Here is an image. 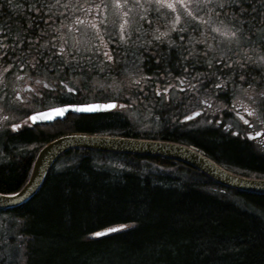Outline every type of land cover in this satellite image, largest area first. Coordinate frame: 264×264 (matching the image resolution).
Here are the masks:
<instances>
[{"label": "trees", "instance_id": "obj_1", "mask_svg": "<svg viewBox=\"0 0 264 264\" xmlns=\"http://www.w3.org/2000/svg\"><path fill=\"white\" fill-rule=\"evenodd\" d=\"M4 1L0 0L3 9ZM104 1L11 0V6L16 7L10 16L11 24L18 26L17 36L22 37L17 38L20 45L0 48V56L5 59L2 66L11 67L12 72L48 75L68 68L76 77L85 71L91 76H102L108 66L118 67L129 62L137 65V72L142 76L149 74L154 64L143 58L141 50L135 55L140 61H135L124 41L113 43L110 61L63 52L61 37L76 16L82 14L81 9L97 8ZM222 4L223 7L221 4L216 7L215 14L233 22L251 40L247 50L209 62L206 44L199 54L195 50L199 47L197 38L184 35L178 39L180 34L172 32L176 42L184 39L193 43H180L181 53H174L175 58L166 59L161 54L158 68L167 71L175 65L196 64L204 73L213 70L217 72L213 80L201 85L203 89L215 91L202 92L204 98L215 99L216 94L229 93L233 99L239 91L247 90L263 106L264 112V96L260 95L264 90V68L256 59L259 52H264V0H223ZM158 28L160 24L141 38L131 36V40H143L142 45L149 47L150 40H163L161 34L155 33ZM114 38L117 36L113 35ZM10 54L15 55V62L7 59ZM66 56L74 59L68 61ZM129 80L132 81L125 85V92L113 99L131 100L135 108L130 111L136 109L143 115V112L153 115L160 125L158 134L137 130L132 118L124 113L125 109H115L69 113L48 125L43 123L41 128L26 129L21 133L22 138L28 143L37 140L36 151L48 141L71 133L166 139L200 147L228 169L240 168L264 177V154L247 140L218 133L214 126L195 131L179 126V132L163 131L164 118L173 111L162 108L152 112L143 106L142 99L151 100V96L138 88L150 87L148 76H143L141 83L134 77ZM87 97L80 92L64 97L61 102H86ZM97 153L108 152L82 147L65 151L28 202L0 209L12 218L4 219L1 224L0 264H264V220L256 212H264V193L225 186L182 160L161 155L112 152L115 156L167 167L179 164L194 180H179L180 176L171 174L154 176L155 173L137 168L115 175L97 166ZM18 157L0 165L2 193L17 191L29 179V157L16 161ZM247 172L240 174L248 176ZM208 187L238 193L247 208L227 193ZM117 224H127V227L101 237L93 236L94 232Z\"/></svg>", "mask_w": 264, "mask_h": 264}, {"label": "rangeland", "instance_id": "obj_2", "mask_svg": "<svg viewBox=\"0 0 264 264\" xmlns=\"http://www.w3.org/2000/svg\"><path fill=\"white\" fill-rule=\"evenodd\" d=\"M223 0H105L106 12L103 15V34L105 37L106 47L112 45L114 42L125 41L128 37L134 36L136 38H141L145 33L151 28H155L160 24V32L164 41L169 45H173L176 39L173 36L175 30L181 36L178 39H182V34L188 38L197 40H202L204 42L210 43L213 41L214 48H209L213 51V57L220 59H225L230 57V55H235L236 53H241L247 50L248 45H250L251 40L247 38L244 33L236 26L233 22L226 20L225 18H220L217 14V8L222 4ZM171 4L172 7L167 5ZM219 13V12H218ZM160 22V23H159ZM113 35L117 36V39H113ZM102 36V33L98 34L97 27L85 26L82 23L74 22L73 26H68V29L62 35V41H67L65 51L69 53H78L79 56L87 57H101L103 60L104 53H109L111 55L112 50L108 48L107 52L101 49L98 43V39ZM131 38V37H130ZM108 44V45H107ZM62 45V46H63ZM175 58L173 52L166 55V59ZM100 59V58H99ZM257 63L264 68V52H259L256 55ZM135 63H124L118 67L108 66L107 73L102 76L92 75L88 80V85L84 84L82 76L72 77L70 79L69 85L76 89H86L83 95H88L89 101H104L108 98H113L119 95V93L125 92L128 83L131 84L132 80L129 77L136 78L137 72ZM194 75L189 73L182 74L184 80L189 81V85H197L199 83H205L213 80V76L217 72L211 70L204 73L200 70L199 65L190 64ZM168 71H176L174 68ZM125 73V74H124ZM192 76V77H191ZM56 78V76H52ZM51 75L41 76V88L44 93H49V86L52 85L54 79ZM59 78L61 77V73ZM159 78V79H158ZM170 75L166 71L164 77L160 76L155 79L159 84L166 85L169 83ZM158 79V80H157ZM151 82V81H150ZM55 85V84H54ZM59 84V93H66V89ZM125 86V87H124ZM144 87V86H143ZM264 92V90H263ZM55 93V92H54ZM217 93V92H215ZM176 94L175 90L172 91L171 96ZM51 95V94H50ZM59 95V94H58ZM60 97V96H59ZM231 94L225 93L218 95L213 100L212 106L207 109L204 113L203 120L198 121L195 125L199 126H214V129L219 133H227L230 136H234L242 139V133H234L236 129H243L240 127V123L236 120H231L233 110L236 106H240V109L246 114L248 110L251 113L247 116V119H255L259 123L260 119H264L263 106L252 99V94L247 90L239 91L236 96L231 99ZM49 100V99H48ZM51 102V101H50ZM223 103V104H218ZM128 109L124 110V113L132 118L135 122V127L141 132H149L151 135L158 134L159 126L151 114L148 115L147 112L130 111ZM135 107H133L134 109ZM184 114L188 112L183 108ZM131 112V114H130ZM169 122H171L169 124ZM229 122L234 124L233 129H226ZM215 123V124H214ZM179 119L176 114H168L164 118L162 123L163 131L168 129L175 130L179 132ZM226 129V130H225ZM232 130V131H231ZM244 130H246L244 128ZM233 133V134H232ZM250 142L254 148H257L262 154L264 152L258 148V144L249 141L248 138H244ZM28 145L24 148L26 149ZM98 154L96 164L98 167L107 168L115 175H121L123 171L127 170H140L141 172L155 173L154 176H160L161 174H171L174 177L180 176L179 180H194L193 175L190 173L182 171L179 164H174L171 167L158 165L153 162L145 163L144 160L127 158L125 156H115L112 152ZM6 154L0 157V161L6 159ZM4 161L3 163H8L9 161ZM230 170L237 173H245L246 170L240 168H229ZM157 174V175H156ZM250 177H260L258 173L247 172ZM180 183V181H179ZM214 191L227 193L233 200L241 204L243 207L247 208L243 203H241L240 195L231 190L225 189H215L214 187H208ZM260 217L264 220V212L256 211ZM256 213V214H257ZM4 219H12L6 212H0V229L1 224ZM117 224L114 226H119ZM113 226V227H114ZM123 229L127 227V224L121 226Z\"/></svg>", "mask_w": 264, "mask_h": 264}, {"label": "flooded vegetation", "instance_id": "obj_3", "mask_svg": "<svg viewBox=\"0 0 264 264\" xmlns=\"http://www.w3.org/2000/svg\"><path fill=\"white\" fill-rule=\"evenodd\" d=\"M5 8H1L0 6V48H9L11 46H17L21 44V41L18 43L17 38H21L22 36H17V25L11 24V15L15 13L16 7L11 6L9 0L4 1ZM2 3V6H4ZM106 4L100 3L99 7L94 8L90 6H85L81 9L82 14L77 15L74 22L82 23L85 26L89 27H97L98 34L102 33V36L98 39V43L101 49H104V52L108 51V48L111 46H115V44L108 45L106 47L105 37L103 30V15L106 12V8L104 7ZM13 7V8H10ZM101 8V9H100ZM19 11V10H17ZM74 22L72 23L74 25ZM71 25V26H73ZM131 37V36H130ZM128 37L125 41V47L131 48V54H133L135 61H140L135 57L137 53L140 51L142 53L143 58L147 59V61H151L154 66L149 69V74L143 75L148 76L151 79L150 87L145 88L140 86L138 89L141 92L147 93L149 92L151 96V100L141 98L144 107H147L148 110L155 112L159 111L162 108L169 109L173 111V114H176V117L179 119L180 127H189L192 130H201L203 126H195L196 123L200 120L204 121L203 115L212 106L213 98L202 96V92H213L214 89H203L201 83L197 85H189L188 80H184L182 74L190 73L192 76L194 75L191 66L184 65H175L174 69L176 71H168L171 80L166 85L159 84L155 81L157 77L165 75L166 71L163 70V67L158 68L159 64V56L162 54L165 57L168 53H181L178 50V45L180 43H193L192 41H183L175 42V46H170L164 40H150V46L146 47L142 45L143 40L132 41L131 38ZM199 45L196 48V52L199 54L203 53V41L195 40ZM67 41H64V45L62 46L63 52L67 55L69 51H65ZM177 44V45H176ZM212 44V43H211ZM211 47V45H208ZM112 50V48H111ZM133 51V52H132ZM209 50H205L206 54H208ZM211 51V50H210ZM212 52V51H211ZM6 54H9L6 52ZM91 57V56H87ZM83 57V58H87ZM133 57L131 59L133 60ZM68 61L74 59L73 57L66 56ZM7 59L16 61L15 55L10 54L7 55ZM52 59H59V57H53ZM90 59V58H87ZM144 59V60H145ZM4 57L0 56V157L6 154V158L9 162L16 159L18 160L27 159L29 157V165L28 171L31 169L32 163L37 154L36 147L39 145L37 140H31L29 143L26 139H23L21 133H23L26 129H34L36 127L43 126V123L32 122L30 119L31 113L46 109L55 105L67 104L71 103L69 101L61 102L64 97H72L75 94L82 93L87 91L86 89H76L72 88L69 85L70 79L75 77L74 73H70L68 68H65V71L61 73V77L59 78L60 73L55 72L51 73L52 76H56L53 78L54 81L51 86H49V93H44L41 88V76L48 75L43 73L30 74L27 72H12L11 67L2 66L4 63ZM150 62V63H151ZM5 64V63H4ZM85 65V64H84ZM137 71L138 67L136 66ZM84 71L86 70V65L83 67ZM165 69V68H164ZM171 69V68H170ZM86 73V71L84 72ZM79 74L77 76L83 77L84 84L88 85V80L91 78L89 72L86 74ZM135 73L136 79L138 83H141L140 80L143 77L140 72ZM50 75V74H49ZM191 76V77H192ZM55 84V85H54ZM59 84L66 89V92L70 95L64 93H59ZM176 92L174 96H171L172 91ZM55 92V93H54ZM59 94V95H58ZM60 96V97H59ZM146 96V94H145ZM144 96V97H145ZM49 99V100H48ZM117 100V99H115ZM51 101V102H50ZM125 104V107L128 105L134 106L131 100L129 102L121 101ZM82 103V102H80ZM137 106L139 105L138 100L136 101ZM187 110L184 114V110ZM136 110V109H135ZM199 112V113H198ZM198 115H197V114ZM248 113V114H247ZM251 113L250 110L246 112L247 116ZM196 114V116H193ZM246 114L240 109V106H236L232 113V118L230 121L236 120L240 123V127H244L243 129H236L234 133H242V139L248 138L249 141L255 142L258 144V148L264 152V119H260L259 123L255 119H247ZM153 116V115H152ZM199 116H202V119H199ZM154 117V116H153ZM155 118V117H154ZM215 124V123H214ZM17 125L18 127H14ZM46 125H48L46 123ZM160 127V125L158 124ZM235 127L234 124L229 122L226 129H233ZM225 129V130H226ZM26 145V149L24 148ZM195 146V145H194ZM200 149V147H198ZM202 150V149H201ZM6 159H3V162ZM6 160V161H7ZM0 161V165L3 164ZM27 175V174H26Z\"/></svg>", "mask_w": 264, "mask_h": 264}, {"label": "water", "instance_id": "obj_4", "mask_svg": "<svg viewBox=\"0 0 264 264\" xmlns=\"http://www.w3.org/2000/svg\"><path fill=\"white\" fill-rule=\"evenodd\" d=\"M95 106L90 111L77 110L84 106ZM111 105V106H110ZM117 106L116 101H92L53 106L31 113L32 122H52L64 118L68 113H95L108 111ZM63 110V114L59 111ZM73 147H87L105 151H118L135 154L162 155L182 160L206 173L223 185L242 191L264 193V178L249 177L231 172L213 159L185 144L157 139H140L116 135L72 133L59 136L45 144L38 152L28 181L13 193H0V208L11 209L28 202L39 190L49 167L63 151ZM121 226L107 227L96 231L104 236Z\"/></svg>", "mask_w": 264, "mask_h": 264}, {"label": "bare ground", "instance_id": "obj_5", "mask_svg": "<svg viewBox=\"0 0 264 264\" xmlns=\"http://www.w3.org/2000/svg\"><path fill=\"white\" fill-rule=\"evenodd\" d=\"M43 110V109H42ZM69 114V113H68ZM63 119V118H62ZM59 120V119H58ZM56 121V120H55ZM54 122V121H53ZM49 123H51V122H49ZM182 131V130H181ZM232 131V130H231ZM72 134V133H71ZM233 134V133H232ZM62 136V135H61ZM123 137H126V136H123ZM131 138H134V137H131ZM140 139H142V138H140ZM157 140H166V139H157ZM167 141H171V140H167ZM173 142H175V141H173ZM177 143H180V142H177ZM181 144H184V143H181ZM185 145H187V146H190V147H193L195 150H197V151H199V152H201V153H204L205 155H207L206 153H205V151H203V150H201V149H199L197 146H194L193 144H185ZM73 148H81V147H73ZM82 148H87V147H82ZM70 149H72V148H70ZM91 149H93V148H91ZM67 150H69V149H67ZM67 150H65V151H67ZM96 150H99V149H96ZM65 151H63L62 153H64ZM101 151H105V150H101ZM105 152H112V151H105ZM62 153H60L56 158H55V160H54V162L52 163V165L49 167V169L54 165V163H55V161H56V159L62 154ZM147 155H150V154H147ZM162 156V155H161ZM208 156V155H207ZM167 157V156H166ZM209 157V156H208ZM171 158V157H170ZM175 159V158H174ZM178 160V159H177ZM216 162V161H215ZM219 164V163H218ZM220 165V164H219ZM222 167H224L223 165H221ZM225 169H227V170H229V171H231V172H234V171H232V170H230V169H228V168H226V167H224ZM49 169H48V171H49ZM198 169V168H197ZM47 171V172H48ZM234 173H237V172H234ZM206 174V173H205ZM237 174H240V173H237ZM240 175H242V174H240ZM209 176V175H208ZM245 176V175H244ZM46 177V176H45ZM250 177V176H249ZM212 178V177H211ZM257 178H259V177H257ZM215 180V179H214ZM28 181V180H27ZM26 181V182H27ZM218 182V181H217ZM43 183V182H42ZM220 183V182H219ZM23 185H24V183H23ZM42 185V184H41ZM41 187V186H40ZM21 188V187H20ZM19 188V189H20ZM18 189V190H19ZM38 192V191H37ZM36 192V193H37ZM1 194H4V193H2V192H0ZM7 194H9V193H7Z\"/></svg>", "mask_w": 264, "mask_h": 264}, {"label": "snow or ice", "instance_id": "obj_6", "mask_svg": "<svg viewBox=\"0 0 264 264\" xmlns=\"http://www.w3.org/2000/svg\"><path fill=\"white\" fill-rule=\"evenodd\" d=\"M9 3H11V0H9ZM168 7H172V5L171 4H168L167 5ZM224 5L223 4H221V7H223ZM104 56H105V59H107V60H112V56L109 54V53H104ZM241 67H243L242 65H241ZM241 79H243V77H241ZM260 95L261 96H264V92H261L260 93ZM111 106V105H110ZM95 106H92V105H88V106H84V107H82V108H78L77 110L79 111V110H83V111H90V110H92L93 108H94ZM55 111H59L60 112V114H63V110L61 109V110H55ZM14 127H18L17 125H14ZM93 235H99L98 233H94Z\"/></svg>", "mask_w": 264, "mask_h": 264}]
</instances>
